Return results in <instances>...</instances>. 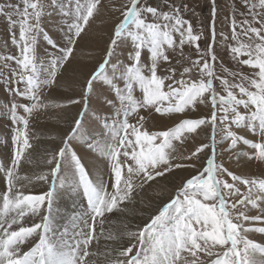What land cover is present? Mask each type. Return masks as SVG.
I'll list each match as a JSON object with an SVG mask.
<instances>
[{"label": "snow or ice", "instance_id": "snow-or-ice-1", "mask_svg": "<svg viewBox=\"0 0 264 264\" xmlns=\"http://www.w3.org/2000/svg\"><path fill=\"white\" fill-rule=\"evenodd\" d=\"M100 3L101 0H68L67 5H61L60 0H51L49 5L46 0H20L18 4L0 6V15L7 17L10 26L19 25V40L15 33H10L19 55L5 56L0 67L10 73L6 83L17 85L9 87L12 95L28 101L14 100L6 109L15 129L10 164L5 167L0 163L7 181L6 192L0 196V264H264V243L249 238L250 233L264 234V226H256L264 224V178H247L229 171L217 163L216 153L218 143L227 144L229 152L243 144L251 149L249 159L264 162V0H241L245 11L233 10L231 35L221 33L223 41H235L229 45L232 59L248 66L251 75L229 71L230 80L216 74L215 0H211L212 43L207 51H201L196 43L200 35L194 34L191 22L183 19L181 7L165 0L170 9L165 12L146 0H130L121 12L123 18L114 26L102 62L81 85L79 97L69 98L66 103L45 102L42 93L57 84L60 69L73 56L78 38ZM49 7L60 8L63 17L73 19L66 22L64 47L44 37L55 49L45 61L37 55V44L44 31L41 21L50 14ZM13 14L17 19H13ZM237 14L243 18L237 20ZM149 15L152 22L148 21ZM175 34H179L181 49L185 44H195L198 59L192 62V67H183L180 78L175 67L161 69L166 74L158 75V67L170 63L168 50L177 47ZM124 43L132 46L131 63L127 65L113 62L117 48ZM145 50L150 56L148 63L142 62ZM243 56L248 58L241 60ZM9 62L17 67L11 68ZM194 70L199 72V79L190 78ZM186 75L189 79L184 78ZM3 78L0 71V79ZM117 80L123 81L122 87L116 84ZM216 80L220 81L223 94L217 91ZM101 81L115 98L108 101L109 105L116 108L114 119L109 122L105 118L102 125L107 138L95 145V150L111 161L114 181L111 192L89 177L71 145L82 135L94 86ZM21 84L23 88L18 86ZM137 87L142 94L139 99L134 95ZM197 103L209 104L210 114L183 119L169 130L148 132L142 130L144 117L136 123L129 119L141 108L159 114L184 113L195 110ZM69 105H83V110L74 118L62 146L42 161L50 166L48 171L34 177L36 181L50 182L51 186L40 194L26 193L23 189L32 184L33 178L21 175L19 169L33 147L29 138L30 118L40 110ZM205 126L211 130L209 142L184 158L198 159L200 153L209 150L206 166L187 179L147 224L123 233L136 243L91 250L93 242L98 246L99 236L105 234L106 214L124 212L126 209L121 205L132 202L133 177L140 180L142 188L173 168H195V164L172 163L176 150L173 142L183 144L187 134H198ZM238 129H246L258 139H249L239 134ZM28 162H32L30 158ZM64 165L69 175L62 179ZM57 185L81 191L87 202V210L73 219V236L69 240L57 241L53 236L51 211ZM250 209L257 214L249 215ZM36 217L39 222H35ZM25 218L32 221L30 226ZM105 239L115 242L120 236L109 230ZM33 240L25 251L24 246ZM134 248L138 249L135 253Z\"/></svg>", "mask_w": 264, "mask_h": 264}, {"label": "rangeland", "instance_id": "rangeland-1", "mask_svg": "<svg viewBox=\"0 0 264 264\" xmlns=\"http://www.w3.org/2000/svg\"><path fill=\"white\" fill-rule=\"evenodd\" d=\"M9 3L18 4L20 0H0V6ZM46 3L50 5L51 0H46ZM67 3L68 0H60L61 5H67ZM146 3L158 7L162 11H170L165 0H146ZM168 3L181 7L183 19L191 22L194 34L200 35V39L196 43L199 44L201 51H207L209 44L212 43L211 28L213 17L211 15V10L213 5L211 0H168ZM129 4L130 0H101L88 26H86L84 32L78 38L73 56L64 67L60 69L57 76V84L50 89H46L42 93L45 102L66 103L69 98L79 97L81 85L88 79L90 73L97 68L98 64L102 62L106 48L110 43V38L113 35L114 26L123 18L121 12L125 10L126 6ZM184 5L187 6L186 9L183 7ZM21 7H23L22 4ZM215 7L217 13L215 16L216 39L214 51L217 57L215 61L217 76H224L231 80L232 77L228 75L229 71L251 75L252 70H250L248 66H244L232 59L229 45H234L235 41L228 40L225 42L221 36V33L228 36L231 35L230 17L233 10L245 11L241 4V0H215ZM47 11L50 14L42 18L41 24L44 31L43 35L38 38L37 44V55L39 59L45 61L50 59L48 54L55 52V49H52L51 46L48 45L44 37H50L58 45L64 47L66 45V22L71 23L73 19L72 17H63L58 7H49ZM236 18L240 20L243 17L237 14ZM13 19H17L15 14H13ZM148 21L152 22V17L150 15L148 16ZM10 33H15L16 39L19 40V25L12 28L7 17L0 15V61H2L5 56L19 55V48L17 44L13 43ZM175 40L177 44L175 50H168L170 63H162L160 67H158V75L166 74V72L161 71V69L175 67L177 69V78H180L183 67H192V62L198 59L195 44H185L181 49L179 47V34H175ZM131 50V44L124 43L117 48L115 56L113 57V62L121 65L131 63ZM56 54L59 55L58 52H56ZM247 58V56L240 57L241 60ZM149 59V53L145 50L142 54V62L148 63ZM177 61H179V63H177ZM9 64L11 68L17 67L14 62H9ZM0 71L4 73V78L0 79V163L8 167L14 151L12 137L14 135L15 126L8 118L6 109L14 100L19 103H28V101L12 95L8 89L9 87H15L17 85H9L6 83V79L10 75L7 68L0 67ZM184 78L189 79V76L186 75ZM190 78L193 80L199 79V72L194 70ZM116 84L122 87L123 81L117 80ZM215 84L217 86V91L222 93L220 81L216 80ZM18 86L23 88V84ZM94 87L95 91L87 107V118L82 129V135L72 141L71 145L80 156L89 177L94 182L103 184L104 187L111 192L114 182L111 174V161L96 151L95 145L107 138V133L102 125L105 122V118H107L109 122L114 119L116 108L114 105H109L108 101L114 100L115 98L104 82H96ZM134 95L138 99L141 98L142 94L138 87L134 90ZM82 110L83 105H69L61 108L50 107L46 110H40L34 113L30 118L29 138L33 147L26 153V159L22 161L19 169L21 175H27L33 178L32 184L27 185L23 189L26 193L31 192L33 194H40L49 190L51 186L50 182L44 183L36 181L34 177L48 171L50 166L44 164L42 161L47 159L48 153H53L62 146V140L72 127L74 118L77 116V113ZM20 114H24L22 110H20ZM209 114V104L197 103L195 110L188 109L184 113L159 114L153 109L141 108L138 113L132 115L129 119L131 123H136L142 116L144 117L142 130L159 132L169 130L183 119H197L208 116ZM210 131V128L205 126L198 130V134H187V139L183 144L178 141L173 142L176 150L172 153L174 157L172 163L185 165L195 164V168H173L172 171L166 173L163 177H157L155 180L145 183L143 185L145 191L142 192L144 200L140 202L141 207H136L138 216L135 222L128 223L125 221L124 225L126 229L124 231H118L117 234L121 236L120 239L112 242V244H106L104 241L103 243L105 244L102 243L97 250H103L105 245H109L112 248H122L127 247L129 244L136 243L134 239L123 235V233L126 231H136L147 224L150 218L156 215L164 204L174 198L187 179L196 175L198 171H201L206 166V160L210 156L209 150L200 153L198 159L193 158L189 160L184 157L189 156L199 145L209 142L208 138L210 136ZM237 131L239 134L249 139H258L246 129H238ZM157 143H159V141H157ZM227 148V144L218 143L216 148L217 163H222L224 167L237 175L247 178H264V162L249 159L248 157L251 149L248 146L241 144L232 152L226 151ZM29 158L32 161L31 163L28 162ZM121 159L123 160V157H121ZM254 163H257V169L253 168L252 165ZM67 175H69L67 165H64L61 178L63 179ZM224 178L231 182L230 178ZM133 184L134 189L137 188L135 191L136 196L139 193V188L142 189L143 187H139L140 180L136 177H133ZM6 188V177L3 171H0V196L6 192ZM139 198L141 197L139 196ZM125 204L126 202L121 206ZM86 210V198L81 191H71L68 188H60L59 185H57L51 211V221L55 226V229L53 228V233L58 230V236H56L57 238L54 237V239L59 241L61 238L65 240L72 238L73 228H71V222L69 221H71L70 219L73 214L80 212L79 215H81ZM113 213L118 212L114 211ZM248 214L255 215L257 213L255 210L250 209ZM108 215L109 214H106V217H108ZM34 220L35 222H39V217L34 218ZM25 223L30 226L32 221L27 219ZM107 225L108 219L106 220L104 228H106ZM114 226H110L108 231L111 230V232H113L116 229V226L115 228ZM256 226H264V224H257ZM13 227L15 228L17 226L14 225ZM97 228H100L98 223ZM100 238L103 239V237ZM249 238L264 243V234L250 233ZM34 242L33 240L30 244L32 245ZM30 246L26 248L25 245L24 250H28ZM137 250V248H134L133 252L135 253Z\"/></svg>", "mask_w": 264, "mask_h": 264}, {"label": "bare ground", "instance_id": "bare-ground-1", "mask_svg": "<svg viewBox=\"0 0 264 264\" xmlns=\"http://www.w3.org/2000/svg\"><path fill=\"white\" fill-rule=\"evenodd\" d=\"M253 168L254 169H257V163H254L253 165ZM35 186H37V185H35ZM36 188H38V187H36ZM40 188V187H39ZM136 189L137 188H135L134 189V191H133V199H132V202L131 203H129V202H127L126 201V204L124 205V206H121V207H123V208H125L126 209V211H124V212H120V214H119V212L118 213H111V214H109L108 215V217H107V219H108V225H107V227L105 228V234L103 235V236H99V229L97 228V234H98V236H99V245L97 246V244H96V242L94 241L93 242V245H92V249L91 250H97V249H99V246H101L102 245V243L105 241V243L107 244V243H111L112 244V242L113 241H109V240H106L105 239V236L108 234V228L110 227V226H116V229L112 232V233H114V234H118V231H124L125 229H126V227H125V225H124V222L125 221H127L128 223L130 222V223H133V222H135V219L137 218V216H138V211H137V209H136V207L137 206H139V207H141L140 206V202L142 201V200H144L143 199V196H142V192L143 191H145V188L143 187L142 189H140L139 188V193L135 196V191H136ZM140 192H141V194H140ZM139 196L141 197V198H139ZM63 205V204H62ZM78 210V209H77ZM76 211V210H75ZM74 213V212H73ZM80 214V212L79 213H77V214H73V216L71 217V221H69V222H71V228H73V219L75 218V217H78V216H80L79 215ZM72 215V214H71ZM25 220H27V218H25ZM110 221V222H109ZM115 226H114V228H115ZM130 227V226H129ZM52 228H54L55 229V226L52 224ZM58 231V230H57ZM57 231H55L54 233H53V236L54 237H56V236H58V233H57ZM107 233V234H106ZM100 237H103V239L102 238H100ZM121 237V236H120ZM57 238V237H56ZM123 238H125V237H123ZM126 239V238H125ZM57 240V239H56ZM121 241V240H120ZM105 243H103V244H105ZM31 244L30 243H28V244H26V248L28 247V246H30Z\"/></svg>", "mask_w": 264, "mask_h": 264}]
</instances>
